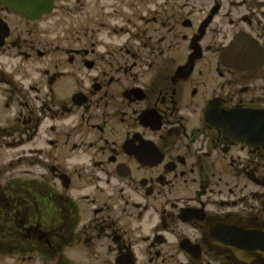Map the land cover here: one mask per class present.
Listing matches in <instances>:
<instances>
[{
	"label": "flooded vegetation",
	"instance_id": "obj_1",
	"mask_svg": "<svg viewBox=\"0 0 264 264\" xmlns=\"http://www.w3.org/2000/svg\"><path fill=\"white\" fill-rule=\"evenodd\" d=\"M26 7L0 0V264H264V0Z\"/></svg>",
	"mask_w": 264,
	"mask_h": 264
},
{
	"label": "water",
	"instance_id": "obj_2",
	"mask_svg": "<svg viewBox=\"0 0 264 264\" xmlns=\"http://www.w3.org/2000/svg\"><path fill=\"white\" fill-rule=\"evenodd\" d=\"M2 1H4L6 4H10L12 7V10L15 11L16 13L21 14L23 16H30V17H33L34 14L30 13V10H29L30 8L26 7L27 4L34 5L36 2L38 4L40 3V0H2ZM21 2H24L27 4H22Z\"/></svg>",
	"mask_w": 264,
	"mask_h": 264
},
{
	"label": "rangeland",
	"instance_id": "obj_3",
	"mask_svg": "<svg viewBox=\"0 0 264 264\" xmlns=\"http://www.w3.org/2000/svg\"><path fill=\"white\" fill-rule=\"evenodd\" d=\"M8 159L10 160V158H8ZM9 160H8V161H9ZM14 175H15V173H13L12 175H8V176H14Z\"/></svg>",
	"mask_w": 264,
	"mask_h": 264
}]
</instances>
